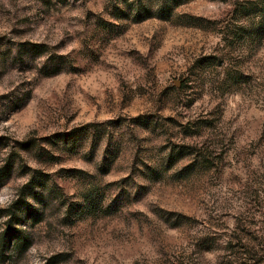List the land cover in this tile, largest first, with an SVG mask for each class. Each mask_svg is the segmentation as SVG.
Segmentation results:
<instances>
[{
  "label": "rangeland",
  "instance_id": "1",
  "mask_svg": "<svg viewBox=\"0 0 264 264\" xmlns=\"http://www.w3.org/2000/svg\"><path fill=\"white\" fill-rule=\"evenodd\" d=\"M7 163L0 264H264V0H0Z\"/></svg>",
  "mask_w": 264,
  "mask_h": 264
},
{
  "label": "trees",
  "instance_id": "2",
  "mask_svg": "<svg viewBox=\"0 0 264 264\" xmlns=\"http://www.w3.org/2000/svg\"><path fill=\"white\" fill-rule=\"evenodd\" d=\"M0 171H3V173L1 175L7 176L9 171H10V166H8V163L0 165ZM1 177L2 176H0V180H1ZM18 199H19L18 195L14 196L13 198H11L9 204H13V203L17 202ZM8 232H9V224L7 225V223H6V226H4V228L2 229V231L0 233V246H2L4 244L5 239H6V235L8 234Z\"/></svg>",
  "mask_w": 264,
  "mask_h": 264
}]
</instances>
